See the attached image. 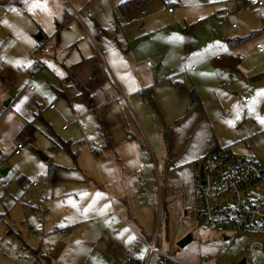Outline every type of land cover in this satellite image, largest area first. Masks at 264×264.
Instances as JSON below:
<instances>
[{"label": "crops", "instance_id": "1", "mask_svg": "<svg viewBox=\"0 0 264 264\" xmlns=\"http://www.w3.org/2000/svg\"><path fill=\"white\" fill-rule=\"evenodd\" d=\"M69 1L74 5V0ZM257 2L233 0L229 3L233 9L246 5L254 9L241 23L230 13L231 17L223 22L225 29L216 27V32L210 36L206 26L198 30L205 37L201 49H209V55L197 62L198 68L191 67L185 56L182 68L180 63L166 67L164 55L158 54L155 59L161 63L156 70L163 73L157 75L149 70L148 77L140 76L145 73L133 74L140 59L132 63L131 57H125L127 64L125 67L121 64V59L133 51L130 44L135 38L129 32L122 35V47L110 46L105 41L106 30L101 26L95 30L102 29V36L91 30L92 34L88 28L90 19L86 18L87 22L80 13L71 16L69 25L56 39L55 60L36 61L39 66L48 64L58 76L62 88L55 89L58 103L49 105V113L44 112V118L39 101V112H33L29 120L17 115L0 130V138L4 136L16 147V141H23L19 132L27 122L35 120V126L38 124L45 130L51 142L54 139L50 149L68 152L75 159V169L79 170L80 166L87 169V173L81 171L85 181L83 190L62 183L58 171L63 167L53 162L49 166V177H43L48 207L45 211L53 210L51 219L54 223L60 221L58 227L61 228L51 227L46 235L43 225L41 242L35 248L43 257L42 263L63 264V259L68 261L76 253L85 259L97 260L105 254L111 262L154 264L157 256L150 257L146 244L152 242L156 232L161 237H170L175 217L185 213L191 205L195 209L196 164L215 144L231 148L237 143L264 137V124L259 122L264 119L260 115L261 109L264 114V95L259 94L264 90V52L256 51L258 44H264V34L239 44V39L264 29V7L259 8ZM144 8L127 17L131 21L143 19ZM235 23L238 26L233 28ZM41 37L36 50L44 39ZM135 46L133 57L138 58L141 54L139 40ZM171 51L175 52L174 47ZM45 52L49 51L45 49ZM240 55L245 58L239 60ZM147 65L150 67L149 62ZM183 69L187 75L180 74ZM69 74L73 80H66ZM74 79L86 87L87 99L82 97ZM32 89L30 87V91ZM110 93L116 96V101L110 100ZM241 93L244 99L239 96ZM192 95L197 96L194 106H191ZM6 99L8 94L4 95L3 100ZM86 114H93L98 122V136L94 138L92 133L91 146L85 136H81L85 134L84 128L93 127L89 118L80 122ZM240 114L246 115L243 122L248 127L235 118ZM68 123L76 125L68 126ZM127 133H133L134 140L126 136ZM61 141L69 143L70 150L54 145ZM76 144L86 145L81 147V150L86 149L83 155L86 162L77 158L81 150L74 152ZM15 147L11 148V154ZM23 150L19 155H12L21 156ZM41 156L48 161L46 155ZM144 164L146 168L141 166ZM4 171L7 173L9 169L2 173ZM151 189H154L151 193L156 203H146V206L143 198ZM178 232L179 229L173 231L175 236ZM32 235L37 236V231ZM175 236V241L181 239Z\"/></svg>", "mask_w": 264, "mask_h": 264}, {"label": "rangeland", "instance_id": "2", "mask_svg": "<svg viewBox=\"0 0 264 264\" xmlns=\"http://www.w3.org/2000/svg\"><path fill=\"white\" fill-rule=\"evenodd\" d=\"M231 1L233 0H211V2L210 0H156L144 8L145 17L143 19L131 21L119 11V5L123 0H78V2L74 0L75 8L69 0H45L46 10L33 9L31 11L29 9L33 0H0V130L17 115L28 117L27 120H29L33 112H39L40 107L45 118L49 105L58 103L55 89H62L58 76L48 64L39 66L36 61L40 62L46 58L55 60L54 54L57 52L55 35L66 12L71 16L80 13L83 19H90L89 30L97 31L96 33L100 36L103 35V30L95 29L101 26L106 30L107 35L104 37L110 46L122 47V35L124 32H129L135 38L130 44L133 51L131 55L121 59V64L123 67L127 64L125 57H131L132 63L134 59L136 61L140 59L141 63L137 65V70L133 74L145 73L140 76L148 77L150 71L157 75L163 73L156 70L161 63L155 59L158 54L164 55L166 67L171 63L175 66L180 63V68H182L183 56H185L190 60L191 67L198 68L197 62L200 58L209 55L208 48L199 49L198 41L200 40L196 35L202 34L198 30L206 26L207 34L210 36L216 32V27L225 29L226 25L220 17L224 12L232 13L233 17L236 16L234 19L240 23L246 17V14H237L240 8L230 7ZM169 8L172 9L171 12ZM85 20H83L84 23H86ZM41 35L44 37V42L41 50L36 51L35 46ZM138 40L140 41V58L133 57ZM104 46L107 45L104 44ZM172 47L175 52H170ZM45 49L49 52H45ZM148 62L150 67L147 65ZM180 74L187 75L186 69H183ZM30 87L33 91H30ZM13 91H16L15 97L11 100V104L5 106ZM5 94H8V99L3 100ZM39 95L43 98H38ZM239 96L243 99L245 97L243 93ZM239 96L235 98L238 99ZM39 101L40 107L37 105ZM260 115L264 117L262 109ZM83 118H89L92 122V128L85 129L82 124L85 134L81 135L85 136L84 139L91 146L92 140L98 136V122L93 114H86L80 122ZM235 118L243 122L247 117L240 114L235 115ZM243 124L246 126L245 122ZM73 125L76 124L68 123V126ZM37 127L34 139L23 140L25 149L18 157L11 154V148L15 147V144L12 145V142L4 136L0 138V264H32V259L17 258V251L24 248L25 253H30V248H37L41 242L43 225L46 235L54 226L60 225V221L56 223L52 221L53 210L45 211L48 207H46L45 197L47 195L43 177H49L51 162L63 167L58 171L62 183H68L80 190H83L85 186L82 172L87 173V169L83 166H80L79 170L75 169L77 168L75 159L68 152L58 148L50 149L54 139L51 142L45 130H42L38 124ZM92 133L94 134L93 139H91ZM126 136L134 140L133 133H127ZM75 146L77 148L74 152L81 150V147H86V145L79 144ZM230 149L238 159H251L264 164V137L251 142L237 143ZM85 152L86 149L79 151L77 158L81 162L87 161V158L83 156ZM41 154L46 155L48 161H45ZM4 157L7 162H3ZM79 159H77L78 164ZM141 166L146 168L145 164ZM4 169H9V171L3 174ZM34 183L38 187H35ZM152 190L154 189L144 196V205L150 202L156 203L155 196L151 193ZM187 197L188 195L185 194V200H188ZM80 199H83V196ZM51 221L52 224L48 227ZM172 222L173 231L176 232L179 229L180 233L178 232L175 236L171 231L170 237L162 236L157 245L164 253L171 254L185 264H238L242 259L250 258L249 245L251 242L264 240L261 234L235 232L228 227H206L197 219L194 205H191L190 209L182 215L176 216ZM130 223L137 229L134 223ZM34 230L37 231V236L32 235ZM174 236L181 239L175 241ZM188 236L191 238L190 243L183 248L178 247V243ZM103 246L104 244L101 245ZM83 247L81 245L82 249ZM223 247L226 248V254L220 255ZM77 255L74 253L72 259L68 261L63 259L62 263L123 264L121 260L111 262L110 257L105 254L97 260L85 259L84 256ZM123 258L125 259L126 256L124 255ZM259 264H264V261L260 260Z\"/></svg>", "mask_w": 264, "mask_h": 264}, {"label": "built area", "instance_id": "3", "mask_svg": "<svg viewBox=\"0 0 264 264\" xmlns=\"http://www.w3.org/2000/svg\"><path fill=\"white\" fill-rule=\"evenodd\" d=\"M257 6L263 8L264 0H258ZM253 11L250 5H246L237 11V14H248ZM229 17L231 14L226 12L222 21H227ZM232 27L236 28L237 25L233 24ZM256 51L263 53L264 44H258ZM244 58L241 55L238 57L239 60ZM110 100L112 102L117 100L113 93H110ZM51 108L53 109L54 106L52 105ZM24 147L23 141H16L12 154L19 155ZM3 161L6 162L7 159L4 158ZM194 180L195 215L204 226L228 227L235 232L264 236V166L262 164L254 160L238 159L233 154L209 155L196 164ZM160 237L161 234L156 232L152 242L146 244L150 257L157 256L154 264H185L171 254L159 250L157 240ZM249 252L251 256L248 260L245 259V264H259L260 260L264 261V240L251 242ZM225 254L226 248L223 247L220 255ZM16 257L21 260L32 259L33 263L38 261L35 255L25 253L24 248L17 251ZM130 260L128 258V261Z\"/></svg>", "mask_w": 264, "mask_h": 264}, {"label": "trees", "instance_id": "4", "mask_svg": "<svg viewBox=\"0 0 264 264\" xmlns=\"http://www.w3.org/2000/svg\"><path fill=\"white\" fill-rule=\"evenodd\" d=\"M154 1H156V0H124L119 5V11H120V13L122 15L128 16V15H130V14H132V13L138 11V10H141L142 8L146 7L147 5L151 4ZM169 9H171V8H169ZM171 11H172V9H171ZM64 16L65 17H64L63 21L58 25L57 32H56V35H55L56 37L59 36L60 31L63 28H65L66 26H68L70 21H71V15L68 12H66ZM262 34H264V29L262 31L255 32L250 37H246L244 39H239V42H240L239 44L245 42L246 40H248V39H250L252 37H255L257 35H262ZM43 42H44V39L38 44V48H37L36 51H40L41 50V46L43 45ZM70 79L73 80V77L69 74V75L66 76V80H70ZM74 82L80 88V91L82 93V97L87 99V97H86L87 96L86 87L84 85L80 84L75 79H74ZM191 101H192L191 102V106H194L197 103V96L196 95H192V100ZM34 122H35V120L27 122L25 124V126L19 132V137L20 138H23V140H29V139L35 138V134L37 132V127L35 126ZM47 128L53 134V130L49 126ZM54 145L57 146V147L59 146L61 149L63 148L64 150H68L70 148V144L66 143V142H63V141H61L59 144L58 143H54ZM220 153L232 154L229 147L221 148V147L216 146V144H215V145L212 146L211 151L206 156L214 155V154H220ZM30 252L32 254H35L38 257L37 259L40 262V264H44L41 261V258H43V257L41 255V253L39 252V250L30 249ZM45 264H47V263H45Z\"/></svg>", "mask_w": 264, "mask_h": 264}, {"label": "water", "instance_id": "5", "mask_svg": "<svg viewBox=\"0 0 264 264\" xmlns=\"http://www.w3.org/2000/svg\"><path fill=\"white\" fill-rule=\"evenodd\" d=\"M197 38L200 40V45H199V48L203 47L205 45V37L203 35H196ZM42 37L39 38V40L41 39ZM15 94H16V91H13L10 95V98L9 100L5 103V106H8L11 102V100L15 97ZM264 166V164H262ZM3 174H6V171L3 172ZM203 177V172L201 170V178ZM191 241V238L190 236L184 238L183 240H181L179 243H178V247L180 248H183L185 247L188 243H190ZM246 263V260L245 259H242V261H240L239 264H245Z\"/></svg>", "mask_w": 264, "mask_h": 264}, {"label": "snow or ice", "instance_id": "6", "mask_svg": "<svg viewBox=\"0 0 264 264\" xmlns=\"http://www.w3.org/2000/svg\"><path fill=\"white\" fill-rule=\"evenodd\" d=\"M211 2V0H210ZM33 9H47V4L45 2V0H33L32 5L30 6V11ZM176 39H180V37H176ZM260 95H264V90H261V92L259 93ZM261 124H264V119H261L259 121Z\"/></svg>", "mask_w": 264, "mask_h": 264}]
</instances>
